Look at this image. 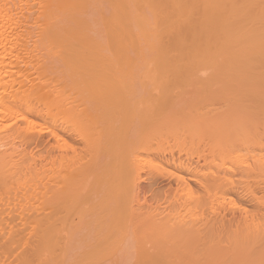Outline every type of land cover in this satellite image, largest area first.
Listing matches in <instances>:
<instances>
[{
	"label": "bare ground",
	"instance_id": "bare-ground-1",
	"mask_svg": "<svg viewBox=\"0 0 264 264\" xmlns=\"http://www.w3.org/2000/svg\"><path fill=\"white\" fill-rule=\"evenodd\" d=\"M0 264H264V0H0Z\"/></svg>",
	"mask_w": 264,
	"mask_h": 264
},
{
	"label": "rangeland",
	"instance_id": "rangeland-1",
	"mask_svg": "<svg viewBox=\"0 0 264 264\" xmlns=\"http://www.w3.org/2000/svg\"><path fill=\"white\" fill-rule=\"evenodd\" d=\"M199 103H200V102H199ZM201 104L204 105L203 103H201ZM184 105H186V104H184ZM184 105H183L182 107H185ZM180 106H181V105H180ZM191 106H192V105H191ZM191 106H189V107H191ZM194 106H200V105H198V103H197V105L195 104ZM209 106L214 107L215 105L212 106V105H210V104H206L205 107L203 106L204 108H202V110H201V107H202V106H201V107H198V108H200V109L197 108L196 110H201V111L203 112V111H204L203 109H206V107L210 108ZM186 107H188V105H186ZM189 107H188V108H189ZM192 108H193V107H192ZM192 108H191V109H192ZM195 108H196V107H195ZM195 108H193V110H195ZM180 109H181V108H180ZM185 110H187V108H186ZM207 110H208V109H207ZM186 112L189 113V112H191V111H188V110H187ZM197 112H198V111H197ZM199 112H200V111H199ZM200 113H201V112H200ZM96 114H97V113H96ZM102 114H103V113H102ZM102 114H101V115H102ZM210 114H211V112L209 113V115H210ZM212 114H213V113H212ZM212 114H211V115H212ZM94 115H95V114H94ZM206 116H207V115H206ZM95 117H96V116H95ZM207 117H209V116H207ZM207 117H206V119H207ZM201 118H202V116H201ZM203 119H205L204 116H203ZM215 121H216V120H215ZM216 122H217V121H216ZM219 128H220V127H219ZM201 133H203V132H201ZM207 133H209V130H207ZM199 135H200V134H199ZM201 135H202V134H201ZM204 135H206V134L204 133ZM204 135H203V136H200V137H205V138H206V136H204ZM207 135H208V134H207ZM211 137H212V136H211ZM198 138H199V137L197 136V139H198ZM209 138H210V137H209ZM213 138H214V137H213ZM189 139H192V138H189ZM193 139H194V138H193ZM197 139H194V143L196 142L195 140H197ZM206 139H207V138H206ZM200 140H201V139H200ZM200 140H197V141H199V143L196 142V143H198L199 145L202 144V143H200V142H201ZM203 140L205 141V139H203ZM213 141H214V139H213ZM207 142H208V139H207L206 142H203V143H207ZM190 143H191V142H190ZM192 143H193V142H192ZM212 144L214 145V143H211L210 145L213 146ZM191 145H192V144H191ZM196 145H197V144H194V146H196ZM199 145H198V146H199ZM204 145H205V144H204ZM208 145H209V144H208ZM210 145H209V147H210ZM202 146H203V145H202ZM183 147H184V146H183ZM205 147H206V148H205ZM205 147H204V146H203V147H200V146H199V148H197V147H194V148H193V147H190V149L195 150V148H196V149H199V150H200V149L202 148L201 150H202V152L205 153V156H206V154H208L207 152H209V150H207V152H206L203 148L207 149V148H209V147H208V146H205ZM175 148H176V147H175ZM178 148H182V147H178ZM212 148H213V147H212ZM173 150H174V149H173ZM180 150H181V151H180ZM180 150L178 149L179 152H177V150H175L176 152L173 151L174 153H176L175 156H178V155H179L178 153L181 152L180 156H182V157H184V156L187 157V155H188L187 153H189L188 151H191V152H192V150H187V149H186V150H187V151H186L185 149H183L184 151H186V154H187V155H185V152H182V149H180ZM203 150H204V151H203ZM195 151L198 152L197 150H195ZM191 152H190V153H191ZM202 152H200L199 154H200V155L204 154V153H202ZM182 153H184V155H182ZM192 153H195V152H192ZM192 153H191V154H192ZM201 153H202V154H201ZM177 154H178V155H177ZM199 154H198V156H197L196 154H194V155H193L194 157H192V156H190V155H188V156L191 157V158H193L194 160H199V161H200V164L203 165V164H205V163H203V162L205 161L204 156H203V155H202V156H199ZM168 155H169V154H167V157H169ZM195 156L197 157V159L195 158ZM199 157H201V158H199ZM198 158H199V159H198ZM194 160H193V161H194ZM205 165H206V164H205ZM205 165H204V166H205ZM205 168H206V167H205ZM147 170H148V169L145 168V173H146V174L143 173V178H142V181H141V183H140L141 185L139 186V190H138V192H139V193H138V194H139V197L141 198V199L139 198L140 203L143 204L144 202H146V203L148 204L147 207H148L150 204L156 206L155 204H156L157 202H158V203L161 202L160 204H161V207H163V208H164L165 206L162 205V203L169 204V206H170L171 203H166V202H168V201H167L168 197L165 198L167 195H163V194H168L167 192H168L169 190H170V191L172 190V189L169 187V185H170V186L172 185V184H171L172 182L176 185V182L173 181L174 178H172L170 175H168V176H164L165 174H164V175L161 174V175H163V176H159V177L157 176L158 179H154V178H157V177L154 176V178H153V175L151 174L152 177L150 176V177H151V180H150V177H148V174H147ZM149 171H150V170H149ZM149 171H148V172H149ZM208 171H209V170H208ZM161 173L169 174V173H167L166 171L163 172V170L161 171ZM145 175H147V176H145ZM157 175H158V174H157ZM144 176H145V178H144ZM147 177H148V178H147ZM160 177H162V179H161ZM163 177H164V178H163ZM152 178H153V179H152ZM164 179H165V180H164ZM172 179H173V180H172ZM154 180H155V181H154ZM157 180H158V181L161 180L160 183L157 182ZM162 181H164V182H162ZM156 182H157V183H156ZM161 182H162V183H161ZM152 183H155V184L153 185ZM165 183H166V184H165ZM151 184H152V185H151ZM164 184H165L166 186H165ZM174 184H173V185H174ZM156 185H157V186H156ZM163 185H164V186H163ZM175 185L172 186V188H173V187H176ZM150 186H152V187H150ZM155 186H156V187H155ZM160 186H161V187H160ZM159 187H160L162 190H163V187H166V188H164L165 191L163 190V192H162V190H161ZM158 188L161 190V193H162V194H161V195H162L161 197L163 198V200H161V201L157 200V202H156V199H158V198H157V197L155 198V196H157L155 193H160V192H159L160 190H158ZM173 189H174V188H173ZM147 190H149V191H147ZM156 190H158V191H156ZM167 190H168V191H167ZM155 191H156V192H155ZM166 191H167V192H166ZM170 191H169V192H170ZM147 192H148V193H147ZM174 192H175V190H174ZM170 193L172 194V191H171ZM168 195H170V194H168ZM173 195H174V196H173ZM173 195H170V196L172 197V198L170 197V200H171V201H173V200L175 199V197H176L174 193H173ZM152 196H153V197H152ZM173 197H174V198H173ZM152 198H153V199H152ZM148 199H149V200H148ZM159 199H160V198H159ZM145 200H146V201H145ZM151 200H152V201H151ZM153 200H155V201H153ZM165 200H166V202H165ZM176 200H177V199H176ZM162 201H163V202H162ZM151 202H152V203H151ZM169 202H170V201H169ZM173 202L177 203V201H173ZM144 205L146 206V204H144ZM171 205H172V204H171ZM150 206H151V205H150ZM169 206L167 205L168 208H169ZM169 230H171V228H165V229H164V227H163V228H161V234L164 233V235H165V233H166L167 231H169ZM171 231H174V230H171ZM174 233H175V231H174ZM174 233L169 232V234H166V236L162 235L164 238L156 237V240L159 239L158 241H160L161 243H164V241L168 240V238H171L172 236L175 237L176 235H175ZM221 236H222V238L224 237V238L227 239V236H226V235L222 234ZM177 237H179V236H176L175 238H177ZM157 238H158V239H157ZM222 238H220L221 241L224 240V239L222 240ZM220 239H218V240H220ZM181 240L184 241L185 239H181ZM181 240H179V243H182ZM225 242H226V241H225ZM166 243L168 244V247H172V248H177L179 245H182V247H184V244H178V242H177V244H175L176 241H175V243H173V242H166ZM183 243H186V242L184 241ZM197 243H199V245L201 246V245H202L201 243H203V242L199 241V242H197ZM164 244H165V243H164ZM164 244H161V245H164ZM222 244H224V243H222ZM227 244H228V245L230 244L229 241H227ZM228 245H227V246H226V245H225V246H224V245H219V246H224L225 248L227 247V248H228V249L226 248L227 250L230 249L229 251H233V249L231 250V248H229ZM165 246H167V245H165ZM219 246H218V248H217V252L219 251L220 253H218V254L215 253V255H217V257H218V256H220V257L217 258V257L215 256V259H216V260H215V259H211V260H213V261H214V260H215V261H220V260L223 259L222 261H226V259H227V258H225L226 256H224V257L222 256V257H221V252L223 253V255H224V254L227 255V253H231V252L226 251L225 248H223V247L220 248ZM182 247H181V248H182ZM178 248H179V247H178ZM182 251H184V250H182ZM226 252H227V253H226ZM232 253H233V252H232ZM228 255H230V254H228ZM181 257H182V256H181ZM210 257H211V256H210ZM210 257H209V258H210ZM212 257H214V256H212ZM179 258H180V257H179ZM182 258H183V257H182ZM231 258H232L231 260H235V258H234L232 255H231ZM175 259H178V258L175 257ZM207 259H208V258H207ZM208 260H209V259H208Z\"/></svg>",
	"mask_w": 264,
	"mask_h": 264
}]
</instances>
